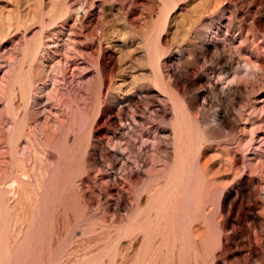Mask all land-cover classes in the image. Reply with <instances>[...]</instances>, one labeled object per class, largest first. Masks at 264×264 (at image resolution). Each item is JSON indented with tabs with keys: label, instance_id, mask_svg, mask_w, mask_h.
I'll return each mask as SVG.
<instances>
[{
	"label": "rangeland",
	"instance_id": "rangeland-1",
	"mask_svg": "<svg viewBox=\"0 0 264 264\" xmlns=\"http://www.w3.org/2000/svg\"><path fill=\"white\" fill-rule=\"evenodd\" d=\"M0 264H264V0H0Z\"/></svg>",
	"mask_w": 264,
	"mask_h": 264
}]
</instances>
